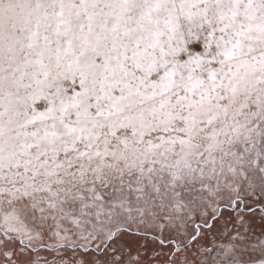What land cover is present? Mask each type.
Instances as JSON below:
<instances>
[{"label": "snow or ice", "instance_id": "obj_1", "mask_svg": "<svg viewBox=\"0 0 264 264\" xmlns=\"http://www.w3.org/2000/svg\"><path fill=\"white\" fill-rule=\"evenodd\" d=\"M0 264H264V0H0Z\"/></svg>", "mask_w": 264, "mask_h": 264}]
</instances>
